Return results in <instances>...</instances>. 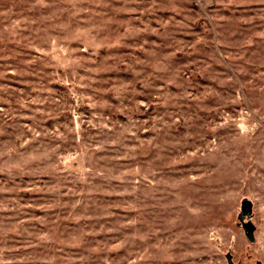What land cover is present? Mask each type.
<instances>
[{
  "label": "rangeland",
  "instance_id": "1",
  "mask_svg": "<svg viewBox=\"0 0 264 264\" xmlns=\"http://www.w3.org/2000/svg\"><path fill=\"white\" fill-rule=\"evenodd\" d=\"M0 264H264V0H0Z\"/></svg>",
  "mask_w": 264,
  "mask_h": 264
},
{
  "label": "water",
  "instance_id": "2",
  "mask_svg": "<svg viewBox=\"0 0 264 264\" xmlns=\"http://www.w3.org/2000/svg\"><path fill=\"white\" fill-rule=\"evenodd\" d=\"M244 228H245V231L247 232V236L249 240L253 242L255 240L254 238L255 227L249 224V225L244 226Z\"/></svg>",
  "mask_w": 264,
  "mask_h": 264
}]
</instances>
